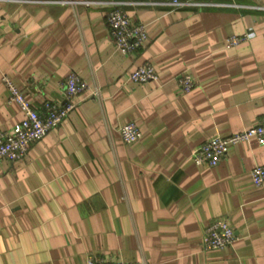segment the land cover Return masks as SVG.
I'll return each mask as SVG.
<instances>
[{"label": "crops", "instance_id": "1", "mask_svg": "<svg viewBox=\"0 0 264 264\" xmlns=\"http://www.w3.org/2000/svg\"><path fill=\"white\" fill-rule=\"evenodd\" d=\"M167 1V0H163ZM0 0V132L23 120L7 102V76L30 105L63 104L71 74L99 90L77 97L61 124L17 162L0 161V264H84L92 256L145 264H264V165L254 138L214 167L191 152L215 136L255 126L264 114V0ZM82 2H91L85 6ZM112 3L141 23L147 42L122 55L106 24ZM250 34L228 48L230 36ZM145 63L157 80L123 77ZM193 87L182 92L179 77ZM134 123L141 138L122 142ZM226 219L236 241L201 249L203 231Z\"/></svg>", "mask_w": 264, "mask_h": 264}, {"label": "built area", "instance_id": "2", "mask_svg": "<svg viewBox=\"0 0 264 264\" xmlns=\"http://www.w3.org/2000/svg\"><path fill=\"white\" fill-rule=\"evenodd\" d=\"M90 6L91 2H82ZM146 4L157 6L165 4L173 9L184 7H202L205 4L198 2H184L179 0H146ZM106 24L114 41L116 49L124 56H131L142 49L147 42L146 28L141 23L130 20L119 4L112 3L106 14ZM250 34L240 37L230 36L226 40L228 48L238 46L248 41ZM124 82L131 84H148L157 80L156 71L150 63L138 66L135 70L123 77ZM1 81L7 93V102L16 103L23 120L12 132H0V161L14 163L24 159L31 144L43 139L50 130L57 128L61 122L74 110V100L87 93V97L99 98L97 88H89L88 84L76 74H69L62 83V92L65 97L63 104L44 102L39 110L34 109L25 99L23 93L11 82L7 76ZM177 84L182 92H188L194 85L191 78L179 77ZM121 140L131 145L141 138V133L134 123H127L118 128ZM254 138L264 147V114L255 126L241 132L227 136H215L200 144L191 152V157L197 165L214 167L227 155L231 146L243 143ZM254 186L264 187V165L255 167L250 172ZM231 224L226 219H217L203 231L200 247L204 251L222 250L236 241ZM84 264H145L144 262H125L112 258L97 259L89 256Z\"/></svg>", "mask_w": 264, "mask_h": 264}]
</instances>
